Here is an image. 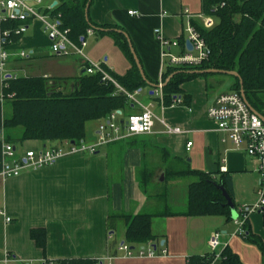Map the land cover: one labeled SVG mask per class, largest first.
<instances>
[{
    "label": "crops",
    "instance_id": "crops-1",
    "mask_svg": "<svg viewBox=\"0 0 264 264\" xmlns=\"http://www.w3.org/2000/svg\"><path fill=\"white\" fill-rule=\"evenodd\" d=\"M55 1L44 0V4L53 5ZM201 4L202 0H93L89 16L98 25L122 27L133 43L145 77L159 85L168 67L162 57L159 35L181 41L183 45L179 43L171 53L185 54V30L192 20H202L198 18L202 15ZM186 10L192 19L186 16ZM130 11L138 15L131 16ZM26 25L27 32L6 47L11 54L6 71L16 78H45L55 91L71 93L78 78L85 73V60L74 53L55 56L50 52L51 44L43 24L29 20ZM3 30L0 24V36ZM87 38L84 52L89 60L101 62L114 76L123 77L130 72V61L112 37ZM21 52L31 56L20 58L17 54ZM220 83L211 76L189 81L182 86L183 96H176L182 98V103L174 107L173 103L162 106L153 95L158 86L147 85L139 90L136 97L139 103L151 105L159 120L164 119L172 128H180L183 135L165 134V128L157 121L151 134L118 140L99 148L96 154L67 157L44 169L23 172L16 179L1 177L3 121L9 112L0 99V264L77 260L106 264L107 259H112V264H187L193 256L204 257L210 253L208 241L214 232L222 236L220 254L228 246L243 264H264L260 249L236 235V221H228L222 215L160 216L166 208L174 212L186 209L189 178L166 175L177 170L207 173L219 179L220 168L226 165L232 178L235 204L241 208L258 200L259 177L254 172V163L244 150L236 151L230 142L223 143L225 135L217 133L215 123L207 117L210 105L223 94L216 91ZM3 87L0 74V93ZM141 112L139 106L132 104L123 115L126 118ZM103 119L87 123L83 140L87 145L98 141ZM65 142L30 140L17 144L16 154L43 151ZM143 170L149 181L146 192L139 181ZM162 193L165 199L158 197ZM177 206L184 210H173ZM139 214L153 216L151 230L156 240L149 243L159 253L166 250V256L131 259L118 252L120 244L126 242L127 228L120 216ZM7 218L11 219L10 223H6ZM248 220L253 234L264 242V215L252 214ZM33 229L45 231L44 250L31 239ZM148 245L130 247L142 249ZM211 264L220 262L215 260Z\"/></svg>",
    "mask_w": 264,
    "mask_h": 264
},
{
    "label": "trees",
    "instance_id": "trees-1",
    "mask_svg": "<svg viewBox=\"0 0 264 264\" xmlns=\"http://www.w3.org/2000/svg\"><path fill=\"white\" fill-rule=\"evenodd\" d=\"M90 0H57L58 4L51 11V16L59 17L64 29L70 31L69 38L79 44L80 37H84L91 29L94 35L112 37L121 51L130 61L132 68L125 76H114L119 85L127 93H133L145 88L148 84L139 74L128 43L125 30L119 25H98L88 15L85 18V7ZM93 0L90 1L89 7ZM202 15L214 20L212 28H205L203 21L192 20V25L204 38L211 55L200 67H167L161 75L163 84L171 76V80L162 88L163 105L169 107L176 96H183L182 86L189 81L216 75H196L194 71L221 70L236 72L242 79L243 91L249 103L259 114L264 116V0H202ZM4 30H13L19 23H1ZM18 37L11 36L10 40L17 41ZM180 45H183L179 41ZM133 45V43H132ZM134 48V46H133ZM135 50V49H134ZM137 53V52H136ZM138 56V55H137ZM139 58V57H138ZM140 61V60H139ZM227 77V76H226ZM232 79L229 91L240 93L238 78ZM146 79L155 88L158 83ZM2 93L4 103L9 106V113L3 121V141L13 144H23L30 140L40 142H80L84 140L86 125L90 121H100L109 114L120 110L123 113L131 107L133 102L127 95L122 94L110 83L101 80L98 74L84 73L77 80L74 90L63 94L54 90L45 78L17 77L5 82ZM10 96V97H8ZM219 179L211 174L177 170L167 172L171 177L194 178L188 187V200L184 211H166L160 216H206L219 215L231 220L230 208L219 190L223 187L228 192L237 214L240 207L234 202L232 178L228 173L219 172ZM147 173L139 174V181L145 190ZM165 199L166 195H158ZM264 215V214H263ZM127 224L125 239L129 246L147 245L156 240L151 230V214H139L134 217L120 216ZM242 239L254 244L264 254L263 240L254 235L250 221L244 225ZM30 237L37 246L44 250L46 245L45 231L33 229ZM215 256H193L187 264H211ZM220 264H243L238 255L226 246L220 258ZM96 261L77 260L63 261L62 264H96Z\"/></svg>",
    "mask_w": 264,
    "mask_h": 264
},
{
    "label": "built area",
    "instance_id": "built-area-1",
    "mask_svg": "<svg viewBox=\"0 0 264 264\" xmlns=\"http://www.w3.org/2000/svg\"><path fill=\"white\" fill-rule=\"evenodd\" d=\"M54 9L52 5H45L44 0H0V24L4 22H17L19 26L13 30H3L1 32V48H0V74L4 86L6 81L16 78V76L8 73L5 69L7 62L11 58L6 50V47L12 43L11 36L20 37L27 32V21L36 20L43 24L48 39L50 40V52L55 56H69L72 53L77 54L85 60V73L89 75L98 74L101 80L105 83H110L117 88L119 92L127 95L130 102L139 106L142 112L139 114H131L124 118L123 112L116 110L103 119L98 129V141L95 144H86L83 140L80 142H65L58 147L47 148L43 151H28L22 155L16 154V148L13 144L4 141L3 156L4 162L2 165L1 177L4 179H16L23 172L37 171L58 163L61 159L74 157L76 155L96 154L97 150L104 145L131 138L132 136L151 134L153 128L158 121L165 128L164 133L167 135H183L184 132L178 128L170 127L164 119H158L154 113V108L151 105L142 106L136 99L138 92L127 93L119 85L117 80H114L112 75L104 68L103 64L92 62L86 56L84 49L87 46V37L94 35L93 30H87L84 37H80L79 44L69 38L70 31L64 29L59 17H52L51 11ZM131 16H137V12H128ZM186 16L193 18L186 10ZM199 19L203 20L205 28L209 29L214 26V20L200 15ZM159 34V30L155 31ZM185 34L187 41L192 44L193 51L186 49V53L180 56L172 54V48L179 47L178 40H167L159 35L160 44L163 50L162 57L166 61L168 67H200L203 62L207 61L211 55L204 38L197 32L195 27L189 22L186 27ZM20 58H27L31 53L21 52ZM163 81L159 82L158 87L153 91V95L163 104L162 93ZM10 97V96H8ZM1 101L5 98L3 93H0ZM182 103L181 97H175L172 107ZM163 106V105H162ZM211 107L207 111V117L214 122L217 128V133L225 135L222 142H230L236 151L244 150L255 165L254 172L259 177L257 187L258 200L255 204L242 206L240 208V216L235 220L238 229L237 236H243L244 225L250 215L260 213L264 214V122L255 115L248 105H246L237 91L223 93L217 96ZM192 143H188L187 150L189 151ZM221 173H228L226 165L220 168ZM11 219L7 218L6 223H10ZM221 234L214 232L210 235L208 247L215 259L220 258ZM226 247V246H225ZM224 247V248H225ZM118 252L123 253L127 258H154L164 257L167 255L166 250L157 252L155 246L151 243L142 249H131L129 245L122 243L118 248ZM41 264H62L55 261L43 262ZM101 264V263H100ZM107 264H111L110 261Z\"/></svg>",
    "mask_w": 264,
    "mask_h": 264
},
{
    "label": "water",
    "instance_id": "water-1",
    "mask_svg": "<svg viewBox=\"0 0 264 264\" xmlns=\"http://www.w3.org/2000/svg\"><path fill=\"white\" fill-rule=\"evenodd\" d=\"M91 1V0H90ZM90 1L87 3V5H86V7H85V18L88 20V15H89V4H90ZM56 5H57V2L55 1V3H53V5H52V7L54 8V7H56ZM125 37H126V39H127V43H128V48H129V50L131 51V53H132V56H133V59H134V62H135V65H137V68H138V71H139V74H140V76H141V78L143 79V80H145L146 81V83L149 85V86H151V87H154L155 88V86H153V85H151L150 83H149V81L146 79V77H145V74H144V70H143V67H142V65H141V63H140V61H139V58H138V56H137V53H136V51L134 50V48H133V45H132V41H131V39H130V37L129 36H127V34H123ZM186 49H188L189 51H193V49H192V44L190 43V41H187L186 42ZM194 74H196V75H200V76H202V75H223V76H227V77H235V78H238L239 79V82H240V94H241V97H242V99H243V101H244V103L246 104V105H248V107L250 108V110L255 114V115H257L258 116V118L259 119H262V121L264 122V116L262 115V114H259L251 105H249V103H248V101H247V99H246V97H245V92L243 91V82H242V79H241V77L236 73V72H233V71H231V72H226V71H221V70H213V69H209V70H202V71H194L193 72ZM172 78H171V76L168 78V80H167V82H165L163 85H162V87H164L170 80H171ZM163 177V176H162ZM219 190H221V192L223 193V195H224V197H225V199H226V205H227V207H229L230 208V211H231V220L232 221H235L236 219H237V217H238V214H237V211H236V208L233 206V203H232V201H231V198H230V196H229V194H228V192H226V190L223 188V187H220L219 188Z\"/></svg>",
    "mask_w": 264,
    "mask_h": 264
},
{
    "label": "rangeland",
    "instance_id": "rangeland-1",
    "mask_svg": "<svg viewBox=\"0 0 264 264\" xmlns=\"http://www.w3.org/2000/svg\"><path fill=\"white\" fill-rule=\"evenodd\" d=\"M18 77H23V76H18ZM211 79L212 80H215V81H220L221 83L220 84H218L217 85V87H216V91H219V92H221V93H230L229 92V90H228V88H229V86H230V84H231V82H232V79H230L229 77H226V76H223V75H217V76H211ZM262 98L264 99V94H262ZM158 108H157V106H155V110H157ZM6 111H9V106H6ZM194 180H196V179H194V178H189V179H187L186 181H187V183H188V181L191 183V181H194ZM184 207H179V206H177V207H174L173 208V210H177V209H179V210H184L183 209ZM172 209V208H171ZM160 210H162L161 208H160ZM172 211V210H171ZM123 243H125V242H123ZM122 244V243H121ZM120 244V245H121ZM126 244V243H125ZM120 247V246H119ZM131 248V247H130ZM131 249H134V248H131ZM107 261H110L111 262V264H112V259H107ZM96 264H100L99 262H97ZM107 264V263H106Z\"/></svg>",
    "mask_w": 264,
    "mask_h": 264
}]
</instances>
